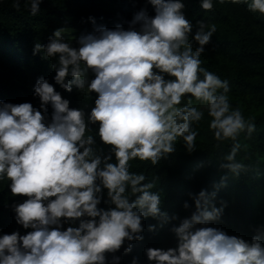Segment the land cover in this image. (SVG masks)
Wrapping results in <instances>:
<instances>
[{"label":"clouds","instance_id":"1","mask_svg":"<svg viewBox=\"0 0 264 264\" xmlns=\"http://www.w3.org/2000/svg\"><path fill=\"white\" fill-rule=\"evenodd\" d=\"M20 3L14 0L17 10ZM25 3L35 16L43 0ZM144 3L127 28L120 23L109 28L89 17L93 30L75 38L76 46L62 28L46 44L34 45V55L56 59L51 63L56 85L96 94L90 111L70 107L44 77L34 85L39 108L0 99V181H9L13 197H25L12 209L16 223L30 229L0 234V264H119L115 253L121 248L130 253L133 241L144 240L143 221L149 217L157 221L149 232L170 225L176 241L167 249L146 248L150 264H264L260 228L247 240L211 226L221 222L227 206L223 201L216 206L227 175L212 191L189 192L193 204L184 201L183 208L190 214L181 217L162 210L155 180L130 170L134 160L153 166L168 160L177 142L187 154L195 152L197 126L206 112L214 140L232 142L220 169L239 175L248 169L236 159L239 137L256 130L254 118L246 120L230 103L228 80L202 67L200 57L216 25L199 20L193 33L184 0ZM199 3L205 12L214 8L213 0ZM230 3L264 16V0ZM90 125H98L95 135ZM131 264H139L138 257Z\"/></svg>","mask_w":264,"mask_h":264},{"label":"trees","instance_id":"2","mask_svg":"<svg viewBox=\"0 0 264 264\" xmlns=\"http://www.w3.org/2000/svg\"><path fill=\"white\" fill-rule=\"evenodd\" d=\"M213 2V10L205 12L199 0H184V11L194 25L193 33L199 20L216 25L217 31L200 57L202 67L222 80H228L232 106H239L246 120L254 118L252 122L256 130L250 137L246 133L241 134V149L236 157L248 165V169L239 175L220 169L219 164L230 152L232 142L218 144L214 140L208 129L210 117L205 112V119L197 126L199 135L195 152L187 154L181 142H177V152L168 160H162L155 166L150 161L134 160L130 162V170L145 174L148 181L155 180L153 190L160 191L162 210L181 217L190 214L183 208L184 201L193 204L189 192L198 193L201 189L212 191L213 185L219 184L221 177L227 175L226 186L219 189L216 198L217 207L221 201L227 206L221 222L211 226L251 240L257 228L264 231V16L248 11L246 5H233L230 0H225L224 4H220L219 0ZM109 6H114V10H108ZM143 7L144 0L135 4L132 0H43L39 13L33 16L30 4H26L25 0H21L19 10L14 7V0H0V99L11 103L30 102L39 108V97L33 94L34 85L38 78L44 77L64 98L69 99L70 107H87L86 111H90L96 94L89 93L87 89L78 92L75 88L69 93L56 85L55 70L51 68L56 59H46L42 52L34 55V45L37 42L46 44L53 32L62 28L66 39L76 46L75 38L93 30L89 17H94L96 24L109 28L118 23L127 28V21ZM147 11L154 15L151 5H147ZM51 113L49 105V120ZM90 127L93 128L91 134L95 135L98 125ZM96 140L97 145L107 153L108 146L102 145L98 136ZM8 183L6 179L0 181V234L17 230L24 234L30 229L16 223L12 205L23 202L25 197H13ZM143 223L144 240L133 241L130 253H124L123 248L115 253L121 257L119 264H131L134 257H138L139 264H150L145 255L146 248L176 246L175 238L169 231L170 225L153 234L148 231V225L157 224V221L149 217ZM111 256L109 254V260Z\"/></svg>","mask_w":264,"mask_h":264},{"label":"rangeland","instance_id":"3","mask_svg":"<svg viewBox=\"0 0 264 264\" xmlns=\"http://www.w3.org/2000/svg\"><path fill=\"white\" fill-rule=\"evenodd\" d=\"M99 4H100V3H99ZM100 5H101V4H100ZM108 10L113 11V10H114V6H109ZM65 39H66V37H65ZM66 40H67V39H66ZM90 78H91V74H90Z\"/></svg>","mask_w":264,"mask_h":264}]
</instances>
